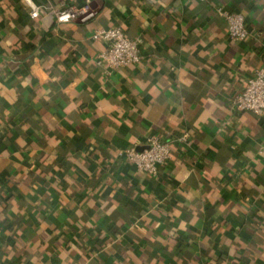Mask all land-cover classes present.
I'll return each mask as SVG.
<instances>
[{"label":"crops","instance_id":"1","mask_svg":"<svg viewBox=\"0 0 264 264\" xmlns=\"http://www.w3.org/2000/svg\"><path fill=\"white\" fill-rule=\"evenodd\" d=\"M0 0V264H264V0ZM89 7L87 20L53 12ZM219 8L242 13L230 39ZM143 60L109 71L100 29ZM189 135L157 178L118 151Z\"/></svg>","mask_w":264,"mask_h":264},{"label":"built area","instance_id":"2","mask_svg":"<svg viewBox=\"0 0 264 264\" xmlns=\"http://www.w3.org/2000/svg\"><path fill=\"white\" fill-rule=\"evenodd\" d=\"M24 2L30 9L29 17L32 20L40 18L44 8L33 0H24ZM217 14L226 22L231 40L242 42L250 37L248 23L242 13L219 8ZM95 15L96 13L89 7L80 8L75 5L53 12L58 24H68L77 20L87 21ZM92 38L106 42L107 48L99 54L97 63L99 66H105L109 71L136 66L143 60L141 42L129 38L122 28L100 29ZM233 103L241 112L264 115V66L247 80L243 92L233 99ZM188 143V134L168 140L152 136L147 139L144 146H141L143 150L122 149L118 151V155L134 164L138 172L157 178L160 167L172 160L175 145ZM258 156L264 160V142L259 148Z\"/></svg>","mask_w":264,"mask_h":264},{"label":"water","instance_id":"3","mask_svg":"<svg viewBox=\"0 0 264 264\" xmlns=\"http://www.w3.org/2000/svg\"><path fill=\"white\" fill-rule=\"evenodd\" d=\"M139 150H143V148H139Z\"/></svg>","mask_w":264,"mask_h":264}]
</instances>
